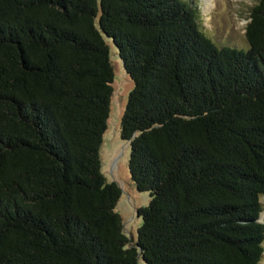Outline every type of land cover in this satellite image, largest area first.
<instances>
[{"label":"trees","instance_id":"trees-1","mask_svg":"<svg viewBox=\"0 0 264 264\" xmlns=\"http://www.w3.org/2000/svg\"><path fill=\"white\" fill-rule=\"evenodd\" d=\"M249 11L243 49L194 0H0V264H260L264 0ZM112 43L150 196L134 240L101 168Z\"/></svg>","mask_w":264,"mask_h":264},{"label":"rangeland","instance_id":"rangeland-1","mask_svg":"<svg viewBox=\"0 0 264 264\" xmlns=\"http://www.w3.org/2000/svg\"><path fill=\"white\" fill-rule=\"evenodd\" d=\"M202 16L201 21L204 29L212 34L213 41L222 46L225 39L232 44L248 47L246 44L245 28L249 21L250 9L258 0H194ZM218 42H221L219 44ZM111 60L114 66L113 95L111 98V112L108 120L107 130L100 151L102 157L103 172L107 180L118 182L122 188L121 198L116 206L117 211L123 216L125 231L131 239H136L137 230L142 218L136 213V208L146 206L150 196L148 192H140L130 177L129 153L130 143L123 140L120 125L126 105L129 91L132 89L133 81L129 74L125 73L123 62L120 60L118 49L112 44ZM264 205V196L260 198ZM261 221L264 222V211ZM264 254V253H263ZM264 264V259L260 262Z\"/></svg>","mask_w":264,"mask_h":264}]
</instances>
